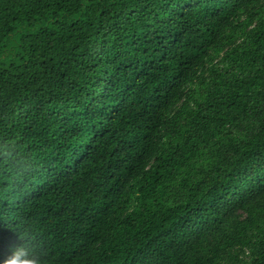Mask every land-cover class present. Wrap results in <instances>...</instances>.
<instances>
[{
	"label": "trees",
	"instance_id": "16d2710c",
	"mask_svg": "<svg viewBox=\"0 0 264 264\" xmlns=\"http://www.w3.org/2000/svg\"><path fill=\"white\" fill-rule=\"evenodd\" d=\"M23 242L264 264V0H0V260Z\"/></svg>",
	"mask_w": 264,
	"mask_h": 264
},
{
	"label": "clouds",
	"instance_id": "9594fccd",
	"mask_svg": "<svg viewBox=\"0 0 264 264\" xmlns=\"http://www.w3.org/2000/svg\"><path fill=\"white\" fill-rule=\"evenodd\" d=\"M0 264H43L41 254L25 242L10 246V254Z\"/></svg>",
	"mask_w": 264,
	"mask_h": 264
},
{
	"label": "rangeland",
	"instance_id": "374dc122",
	"mask_svg": "<svg viewBox=\"0 0 264 264\" xmlns=\"http://www.w3.org/2000/svg\"><path fill=\"white\" fill-rule=\"evenodd\" d=\"M3 56V55H2Z\"/></svg>",
	"mask_w": 264,
	"mask_h": 264
}]
</instances>
